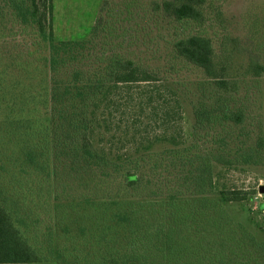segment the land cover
I'll return each instance as SVG.
<instances>
[{
    "label": "rangeland",
    "instance_id": "obj_1",
    "mask_svg": "<svg viewBox=\"0 0 264 264\" xmlns=\"http://www.w3.org/2000/svg\"><path fill=\"white\" fill-rule=\"evenodd\" d=\"M158 1L162 2L52 0L54 36L57 41L84 40L98 25V50L105 43L109 54L124 55L158 79L109 85L101 98L92 103L88 136L95 151L119 164L123 172L134 169L133 161L147 155L160 157L171 149L183 153L193 146L188 155L207 153L212 146L215 151L218 132L230 140L224 152L231 154L232 163L213 165L214 194L196 195L193 186L186 185L184 174L189 167L184 166L182 155L155 173L151 169L153 163L144 164L142 170L147 177L138 190L119 184L111 172H84L78 164L66 161L65 156L54 161L53 145L45 146L42 141H51L52 127L46 136L42 132L30 135L39 124L50 125L45 120L48 112L40 113L37 108H41L35 103L25 105L15 99L3 100L0 105V187L27 199L24 208L30 212L28 235L32 247L45 253L51 250L54 257L61 253V264L98 260L91 252L99 248L96 237L102 229H90L94 222L100 226L107 212L109 217H115L107 234L121 242L130 229L117 223L119 214L134 209L140 213L152 210L139 206L147 199H175L169 203L171 206L159 207L163 214L168 209L172 211L175 224L184 214L190 215L179 228L178 235L184 240L181 248L188 249L187 253L179 252L180 262L264 264V192H260L264 186V0H206L201 7L200 23L183 24L155 11ZM188 35L211 40L215 71L227 82L224 89L201 68L176 56L174 42ZM31 65L38 80L43 75L40 63L34 58ZM15 79L20 81L18 76ZM29 85L28 80L18 91L28 89ZM203 103L209 112H240L243 122L238 125L218 114L206 127L198 125L196 110ZM11 109L15 111L10 112ZM27 142H34L38 152L44 150L48 156L51 177L43 182V187L42 176L31 167H24V173L20 171L25 162L22 149ZM19 178L21 182H17ZM107 178L112 184L101 181ZM219 190L250 194L244 201L215 206V192ZM203 197L211 201L199 199ZM101 199L110 205L95 204ZM152 214L150 218L156 220L160 213ZM81 216L91 217L84 232L88 236L83 237L84 242H75ZM196 218L201 220L197 222ZM194 221L198 225L188 228ZM50 234L53 243L48 242ZM223 235L227 240L222 239ZM121 244H116L117 251L124 250L119 248ZM203 257L206 260L201 261ZM163 263L168 264L164 259Z\"/></svg>",
    "mask_w": 264,
    "mask_h": 264
},
{
    "label": "trees",
    "instance_id": "obj_2",
    "mask_svg": "<svg viewBox=\"0 0 264 264\" xmlns=\"http://www.w3.org/2000/svg\"><path fill=\"white\" fill-rule=\"evenodd\" d=\"M205 1L162 0V2H156L154 8L155 11L162 12L164 17L172 18L177 23H200L201 7ZM19 35L23 38H19ZM98 37L99 26L97 25L84 40L57 41L53 30L52 0H0V105L3 100L9 102L15 99L25 105L35 103L41 108V110L37 108L41 111L40 113L48 112L45 120L49 121L50 125L39 124L38 129L32 130L30 135L35 136L42 132L46 136L49 128L52 127L51 141L45 138L42 141L45 146L53 145V151H56L54 161L65 156L66 161L78 164L84 172L105 170L115 174L119 184L121 183L129 190H138L147 177L142 170L144 164H148L149 161L153 163L151 169L155 173L162 170V166L171 164L179 155H182L184 166L189 167L184 174L186 185L193 186L196 195L214 194L213 165L232 163V160H229L231 154L224 152L230 140L224 139L218 132L215 138L217 143L215 151L211 149L214 147L212 146L207 153L200 151L198 154L188 155L187 152L192 151L193 146L182 149L183 153L180 152L181 150L171 149L160 157L154 158L153 155H147L133 161L131 163L134 169L123 172H121L122 167L118 168L119 164L111 162L95 151L88 136L91 125L88 112L92 103L101 98L109 85L158 81L149 69L143 70L124 55L109 54L105 43L98 50ZM173 45L178 58L201 68L208 77L215 80L216 85L223 89L226 87L227 82L222 80L215 71L214 49L209 38L188 35L177 39ZM34 58L43 70V75L38 80L36 70L30 69ZM15 76H18L20 81L16 80ZM28 80L30 83L28 89H22L19 92V87ZM14 111V109L10 110V112ZM221 111L209 112L207 105L203 103L200 109L196 110V122L206 127L212 120H216L218 114L225 120L238 125L243 122V115L240 112L224 111L220 114ZM27 127L31 128V126ZM22 151L25 152V162H22L20 171L24 173L26 171L24 167H31L33 172L42 176L41 187H43V182L51 177L52 169L47 166L48 156L45 155L44 150L41 153L38 152L34 142H27ZM41 156L44 157L39 158ZM54 166L56 167V164ZM101 175L105 178L108 176L107 173V176ZM83 181L86 183L87 180L83 179ZM101 181L112 184L108 178ZM17 182H21L20 178ZM170 193L173 194V190ZM249 194L250 192L242 190H219L215 192L217 200L214 201V205L244 201ZM150 197L152 199L154 194L152 193ZM199 199L211 201L205 197ZM26 200V198L20 199L17 192L0 187V264H61V253L55 254L54 257V255L51 256V250L45 253L32 247L31 237L28 235L30 234L28 229L30 212L24 208V205L27 206ZM174 201L175 199L151 202L147 199L146 202L139 203V206L142 209L151 208L152 210L140 213L134 209L120 213L117 223L130 229L121 242L107 234L112 230L115 220V217H109L107 212L100 226L94 222L93 227L90 228L93 229L96 226V229H102L96 237V246L99 248L91 252L95 253L93 256H97L98 260L89 262L84 260L85 264H152V262L164 264L163 259L168 264H189L188 261L180 262L179 252L187 253L188 249L181 248L184 240L178 233L181 225L186 222L184 219L190 215L184 214V218H179L180 221L176 220L175 224L172 221L173 214L170 209L164 214L159 211L160 206H171L169 203ZM96 203L107 207L110 205L103 199ZM55 208L58 207L55 206ZM155 211L160 214L156 220L155 218L152 220L150 215H153ZM87 220H91V217H80V223L77 224L79 233L73 238L74 241L84 242L83 237L88 236L84 233ZM196 220L199 222L201 219L196 218ZM195 224L197 223L194 221L188 228H192ZM51 235L48 242L53 243ZM89 236L95 235L89 234ZM225 236L223 235L222 239H225ZM185 239H190V236ZM117 243H122L119 248L124 249L123 251H117ZM262 247L264 250V244ZM203 258L201 261L206 260L205 257ZM79 263L81 262L74 261L72 264Z\"/></svg>",
    "mask_w": 264,
    "mask_h": 264
},
{
    "label": "water",
    "instance_id": "obj_3",
    "mask_svg": "<svg viewBox=\"0 0 264 264\" xmlns=\"http://www.w3.org/2000/svg\"><path fill=\"white\" fill-rule=\"evenodd\" d=\"M260 192H264V186L260 188Z\"/></svg>",
    "mask_w": 264,
    "mask_h": 264
}]
</instances>
